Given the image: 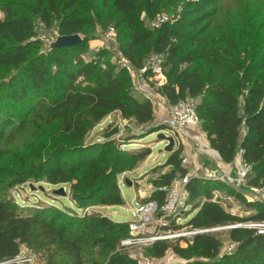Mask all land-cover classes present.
<instances>
[{"label": "trees", "instance_id": "trees-1", "mask_svg": "<svg viewBox=\"0 0 264 264\" xmlns=\"http://www.w3.org/2000/svg\"><path fill=\"white\" fill-rule=\"evenodd\" d=\"M93 1L100 3L94 16L86 12L88 3L79 11L82 0H32L22 11L14 0L0 3V139L7 128L11 136L26 122V117L20 119L18 127L9 122L14 105L21 108L25 103L29 105L25 113L31 116L32 133L40 121H55L67 138L54 143L42 158L33 156L28 163L24 158V168L0 165V188L26 182L30 187L40 178L49 184H68L65 196L74 208L83 211L51 203L20 206L13 199L0 198V263L15 257L21 245L44 253L45 264H84L88 248L109 251L105 264L137 263L120 244L130 235L128 223L115 221L95 207L124 204L117 178L150 150H129L121 145L149 132L123 141L114 135L88 145L83 140L112 113L145 129L155 121V113L151 99L136 95L127 68L113 63L105 49L88 60L81 56L95 19L111 23L117 30L118 49L135 69L151 52L163 55L166 81L157 91L169 104L195 98L199 125L210 148L225 163L240 153L242 162L251 166L247 185H264V60L243 52L234 35L228 46L206 39L217 10L216 0H184L179 12L176 0ZM105 9L107 14L102 17ZM158 12L171 19L158 28H151L149 22L146 26L143 16L149 21ZM35 21L56 28L60 35L81 34L82 41L33 55L40 47ZM10 69L19 71L5 77L4 72ZM154 125V131L166 129L164 123ZM182 150L180 144L170 152L163 165L172 169L155 177V186L186 175ZM223 186L218 180L188 177L187 204L197 211L186 225L210 228L264 221V202L248 199L239 190H233L232 195L248 209L246 215L229 212L214 201L213 191ZM147 199L162 203L164 193L155 190ZM168 227L181 225L171 221ZM229 237L237 244L231 254L221 256V241L214 233L180 238L185 246L154 241L149 249L152 257L160 258L171 248L183 259L180 264H264V234L232 228Z\"/></svg>", "mask_w": 264, "mask_h": 264}, {"label": "rangeland", "instance_id": "rangeland-1", "mask_svg": "<svg viewBox=\"0 0 264 264\" xmlns=\"http://www.w3.org/2000/svg\"><path fill=\"white\" fill-rule=\"evenodd\" d=\"M3 1L4 0H0V3ZM14 1L16 8L22 11L24 10V5L32 0ZM59 1L62 2L63 0ZM82 1L83 2L81 6H78L80 12H82V7L86 3H88L89 6V11H86L87 13L91 12V15L94 16L96 12L100 10L99 1ZM183 2L184 0H176L174 4L177 7H180L182 6ZM216 7L217 10L210 21V28L206 35V39H211L214 41L220 40L221 44L228 46L231 43L230 39L232 35H234V39L241 46L243 52L255 53L258 59L264 60V0H216ZM107 11V9L103 10L102 17L107 14ZM2 17L3 13L0 11V19H2ZM143 19L145 25L148 26V18L143 16ZM34 27L35 39H38L40 41V47L37 50L33 51L32 54L34 55L38 51L47 52V50L49 49V44L45 43L41 39V37L47 34H51L52 30H54L55 28L45 27L39 21H35ZM110 28H113V37L109 35ZM91 29L92 34L87 40V49L85 50V52L81 53V56L85 60H88L96 51L105 49L108 52V56L113 63L120 66L125 65L131 75L136 95L144 96L143 89H146L147 91H150V93H152L150 99L152 101L153 109L155 107V110H157V102H159V104H162V100H165L166 98L157 91L158 89H155L152 82L146 81L145 83H143L142 88L138 87V85L135 83L134 72L137 69H135L122 54H119L120 51L118 49V42L120 40V34H118L117 30L112 26L111 23L104 24L96 19L94 22V26ZM79 35L82 37L81 34ZM18 71L10 69L9 71L4 72V76L9 77L15 75ZM162 105L164 107L166 103ZM28 106L29 105L26 103L23 104L21 108H19L18 105H14V108L11 109V112L9 111V114H13L12 119L9 121L12 125H16V127H18L19 121L22 117H26V122L11 136H9L10 131L7 128L6 134H4V137L0 139L1 166L7 168H24L25 159L26 163H28L33 156L42 158L46 155V153H48V151L52 149L54 143L58 144L59 142L62 143L64 139L67 140V138L61 132L58 123L55 121L51 122L50 124H45L43 121H40L39 127L32 133V127L30 124L31 116H28L25 113V109ZM156 112L157 111H154L155 121H153V123H151V126L146 129L136 126L129 120H123L118 113H112L102 119L99 123H97L88 132L83 140V143L86 145L101 142L104 140L101 135L111 130L115 126H118V132L114 134L113 138H120V140L128 138L130 136L139 137L141 133L146 134L149 132L146 136L141 137L140 139L127 140L124 141L126 142V144L121 145L122 148L124 147V149L129 150H150V154L148 156L143 159L137 160L129 170L122 172L117 178L122 191V196L125 201L124 204L95 207L97 209H101L102 212L110 216L115 221L127 222L129 224L130 222H132V220H135L133 217V212L138 206V203L146 200L149 197V194L146 196V193L142 189L146 184L150 183L162 172L171 171L172 169L171 166H164V163H162L163 161L165 162V159L170 154V152L165 150L167 141L159 137L158 133L162 132L168 135V131L167 129L154 131L153 125L155 123L163 124L164 122L165 124L166 121L163 120L165 118H162V116L160 117L156 115ZM54 138L56 139V141L54 140ZM185 140V136H183L182 139L179 138L175 141L174 149L180 144L183 147L181 156L183 155L185 148L187 149L186 152L188 154L195 150V147L192 144L190 145V147H188ZM11 152H15L17 155H11ZM182 160L181 164L186 166V163L182 162ZM239 165L237 164L236 166ZM236 168L237 167L233 169V171L231 172L232 174L230 173L231 177H236ZM222 175L223 173H216V176H213V174L209 171L207 172V175L201 176L202 178L218 180L223 183V188L215 189L213 191V200L219 202L220 205H222L224 209L229 212L238 214L240 216L248 214V209L240 204V202L232 195V191L239 190L246 198L254 200L253 191L251 190V187L253 186L247 185L248 187H244L245 191H241V189H243L242 187L238 188L235 184L226 180V178H222ZM190 176L192 175H189V177ZM174 177H177V175ZM125 178H128V180L131 182V185H127L124 183ZM32 184L35 187L34 189H31L29 187V182H26L24 184H16L11 188H0V198L6 197L13 199L20 206H32L35 204L51 203L58 205L61 208H64V206L71 207L78 213L83 212L82 210L74 208L68 196H56V194H53L54 190H58L61 187H63L69 194L68 184H49L43 178H40L38 181L33 182ZM40 186H42L43 188L41 189ZM142 198L145 199L142 200ZM196 211L197 209H194L192 211L191 208H187L186 212L182 215H179L177 221L175 222V224L181 225V227L173 228L172 230H189L191 227L186 224ZM174 219L175 218L170 217L168 221H174ZM226 225L233 224H223L220 226ZM236 228L255 231L253 227L246 226V224ZM152 229L153 226L149 224L146 230L143 232V235L150 233ZM231 229L232 228H221L218 230L205 232L214 233L220 239L221 245L219 248V256L223 254H231L236 245L231 250L229 249L230 245L237 244L236 241L232 240L229 237V231ZM163 231L164 230H162V232ZM165 231H167V228ZM183 239L189 240L190 237L184 236ZM183 239L166 238L157 241L163 240L171 245L179 244L180 246H185ZM120 244L124 247L123 250L131 257H134L136 259H139L142 256L148 257L151 261V264H180L183 262V259L176 255L171 248H169L162 257L156 258L152 257L150 253L149 248L151 247L152 243L123 245L120 242ZM109 253V251L102 252L98 248H88L84 253V264H105ZM20 254L24 256L28 261L30 260L28 264H45L46 259L44 253L33 252L25 245H21Z\"/></svg>", "mask_w": 264, "mask_h": 264}, {"label": "built area", "instance_id": "built-area-1", "mask_svg": "<svg viewBox=\"0 0 264 264\" xmlns=\"http://www.w3.org/2000/svg\"><path fill=\"white\" fill-rule=\"evenodd\" d=\"M180 7L177 9L179 12ZM171 17L164 12H158L154 17L149 20V26L151 28H158L162 23L170 20ZM58 30L55 28L52 30L51 34H47L41 37V39L50 45L51 42L55 41L59 36ZM109 35L113 37V28H110ZM119 54H121L119 52ZM163 60L164 57L158 53H150L144 59V62L140 68H138L135 73V83L138 87L142 88L143 83L146 81L152 82L155 89L160 88L166 81L163 72ZM125 66V65H123ZM144 96L146 98H151L152 93L143 89ZM167 112V120L165 121V126L168 131V135H172L174 140L183 138L184 132L187 126H197L199 124V119L196 111V100L194 98H187L180 100L175 104H169L167 100H162V104ZM182 162L186 163V159L183 158ZM185 167L184 165H182ZM251 172V166L242 162L236 168V177H231L228 174L222 175V178H226L229 182L235 184L238 188L248 187V177ZM213 176H216L213 173ZM189 175L174 177L169 184H164L160 186H155L152 182L145 185L142 189L146 194L158 190L164 193V199L162 203H159L156 199H147L138 203V206L133 212L132 220L128 225L130 235L124 238L121 243L123 245H134V244H151L154 241L166 239V238H183L184 236L192 237L198 233H205L208 231L218 230L221 228H236L242 225L253 227L257 234H264V221H247L240 222L233 225L226 226H215L210 228H190L187 231H174L173 228L168 227L171 223L170 217L175 218L174 222L177 221L179 215L186 212L187 208L191 206L187 204V191L185 184L187 182ZM253 191V199L260 200L264 202V185L251 187ZM152 225L153 229L150 233L143 235L148 225ZM167 228V231H165ZM162 230H164L162 232ZM236 244L230 245L231 250ZM30 261V260H29ZM24 256L18 254L8 260L1 262L0 264H28L29 262ZM136 264H151L148 257L142 256L137 259Z\"/></svg>", "mask_w": 264, "mask_h": 264}, {"label": "crops", "instance_id": "crops-1", "mask_svg": "<svg viewBox=\"0 0 264 264\" xmlns=\"http://www.w3.org/2000/svg\"><path fill=\"white\" fill-rule=\"evenodd\" d=\"M157 103H158V105L156 106L157 110H155L154 107V111H157L156 115L165 118L163 120H167V112L165 107H163L162 104H159V102ZM184 136L186 139L185 140L186 145L190 147V145L192 144L195 147V150L190 154L186 152L187 150L186 148L184 149L183 155L184 158L186 159V166L185 165L184 166L188 171L187 172L188 175L201 177L207 175V172L209 171L211 173L212 172L215 173V175L216 173L218 174L226 173L230 175L233 169L237 167L236 165L242 163L241 155L239 153L236 155L235 159L232 162L230 163L223 162L220 159L218 153L210 148L206 134L201 130L199 124L197 126H187L184 132ZM162 163H164V161ZM242 188L243 189H241V191H245V188L244 187ZM147 195L148 194H146V196ZM144 199L142 198V200Z\"/></svg>", "mask_w": 264, "mask_h": 264}, {"label": "water", "instance_id": "water-1", "mask_svg": "<svg viewBox=\"0 0 264 264\" xmlns=\"http://www.w3.org/2000/svg\"><path fill=\"white\" fill-rule=\"evenodd\" d=\"M82 41L81 36L78 33H74L71 35H59L55 41L51 42L49 45L50 49L63 47V46H74L77 44H80ZM118 132V126L113 127L111 130L103 133L101 136L104 139L112 137L114 134ZM158 136L162 139H165L167 141V144L165 145V150L168 152H172L174 150L175 146V140L172 135H166L162 132L158 133ZM124 183L127 185H131V182L128 180V178L124 179ZM31 189H34L35 187L31 184ZM42 189V186H40ZM53 194H56L57 196H65L66 191L63 187H61L58 190H54Z\"/></svg>", "mask_w": 264, "mask_h": 264}]
</instances>
